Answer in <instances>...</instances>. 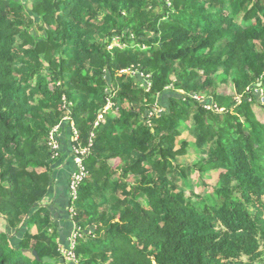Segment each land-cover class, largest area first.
<instances>
[{"label": "trees", "instance_id": "1", "mask_svg": "<svg viewBox=\"0 0 264 264\" xmlns=\"http://www.w3.org/2000/svg\"><path fill=\"white\" fill-rule=\"evenodd\" d=\"M29 1L0 0V264H66L70 225V264H264V0Z\"/></svg>", "mask_w": 264, "mask_h": 264}, {"label": "rangeland", "instance_id": "2", "mask_svg": "<svg viewBox=\"0 0 264 264\" xmlns=\"http://www.w3.org/2000/svg\"><path fill=\"white\" fill-rule=\"evenodd\" d=\"M24 1V4L26 5L27 9L28 10H31L32 7H31V2L29 0H23ZM169 1V0H167ZM38 21V20H37ZM40 26V25H39ZM36 27L35 29L39 32V33H43V30L40 27ZM117 44H119L118 41H116ZM222 81V80H221ZM220 94H224V95H229V96H232V97H235V92H234V89L232 86L230 85H226L225 82L222 81L221 83V87L220 89L218 90ZM257 91V90H256ZM262 92H260V97H261V94ZM177 93H175L172 88H168L166 93H165V102L163 103H166V100L167 98H170L171 96H174L176 95ZM203 98H200V102L201 103H204L206 100H205V97L204 96H201ZM161 103V101H160ZM167 105V103H166ZM156 110L158 111V113H161L162 111H164L165 109H163V106L159 103H157L156 105ZM222 112L224 110H221ZM254 111H255V115L257 116V118L262 122L264 123V105H255L254 106ZM182 141H188L190 143H194L196 141V136H195V133H194V129H191V128H188V130H186L184 133H182V135L178 138V147H180ZM201 157H203V155L201 154V152L194 146L190 147L189 148V151L188 153L183 156V157H180V164H184L185 166H191V165H195L196 163H198L201 159ZM118 163V161H112V164H116ZM219 174L220 172H217V171H211L207 174H201L200 172H198L197 170H194L190 176V188L188 189L187 193L190 194L191 190H193L197 195L199 194H202L204 191H212L216 185L218 184L219 182ZM182 182V181H180ZM79 197V196H78ZM78 197L76 200H74L73 202H71V206L69 207V213L71 215V218H72V214L73 216L75 215V204L78 200ZM48 202V201H47ZM47 205V204H46ZM30 231H33L34 226H30ZM72 238V237H71ZM30 244H28L27 246H29ZM77 245L76 241H75V244H74V248L75 246ZM74 248H73V254L74 256H71V251L70 250H66L64 252V256L66 257V264H70L69 262H73L74 261H77V258H76V255L74 253ZM69 257H71L72 259H70ZM70 259V260H69ZM68 261V262H67ZM77 263V262H75ZM257 264H263V262H258Z\"/></svg>", "mask_w": 264, "mask_h": 264}, {"label": "built area", "instance_id": "3", "mask_svg": "<svg viewBox=\"0 0 264 264\" xmlns=\"http://www.w3.org/2000/svg\"><path fill=\"white\" fill-rule=\"evenodd\" d=\"M102 119V116H99L98 121L96 122L95 126H98L100 121ZM69 118L68 116H65L64 121H68ZM71 123V129L73 132V140L74 141H78L80 138L79 132L75 127L74 122H70ZM59 131V127H56L55 129H53V131L51 132L50 135V139H51V143L50 145L52 146V148L54 150H58L60 149V145L58 140H56V136L58 134ZM91 141L90 144L88 146H83L82 144H79L77 146H74L72 148L73 150V154L75 155L74 161H75V165H76V171L71 175L70 177V184H69V190H70V202H73L74 200L77 199L78 195H79V188L81 186V184L83 183V181L85 180L86 176H87V172L85 170V166L83 164L84 159H86L88 157V155L90 154V147H91ZM73 217V215H72ZM79 229L74 228L73 234H72V238L70 239V248L69 250L71 251V256H74L73 254V248H74V244L76 241V238L78 237L79 233ZM70 259H72L71 257H69ZM69 259V260H70ZM73 260V259H72ZM73 262H76L73 260Z\"/></svg>", "mask_w": 264, "mask_h": 264}, {"label": "crops", "instance_id": "4", "mask_svg": "<svg viewBox=\"0 0 264 264\" xmlns=\"http://www.w3.org/2000/svg\"><path fill=\"white\" fill-rule=\"evenodd\" d=\"M62 145V144H61ZM63 166H60V168H62ZM71 171H73L74 172V170H71ZM67 172L69 173V176L71 177V175H72V173L71 172H69L68 171V169H67ZM70 177H69V180H70ZM55 191H56V188H55V190H53L52 192H51V194H50V196L48 197V199H46V201H45V203L47 204V205H53V204H55L54 203V199H55V195H56V193H55ZM48 201V202H47ZM60 206V205H59ZM59 206H56V207H59ZM69 207H70V202L68 203V205H67V207H66V211L69 213ZM68 213H67V215H68ZM57 214V213H56ZM70 214V213H69ZM71 216V215H70ZM69 215H68V217L69 218H71ZM54 219V218H53ZM60 218H55V220H53V221H55V222H57V224H60ZM71 220V219H70ZM61 222H62V220H61ZM72 222V221H71ZM61 225V224H60ZM35 229H33V231H30L32 234H35V233H37V229H36V227H34ZM74 226L73 225H70V228H69V232H70V234H69V237L67 238V240H69V243H70V239H71V237H72V235L71 234H73V231H74ZM31 229V228H30ZM54 230H55V227L53 226V227H51V229H50V234H54L55 232H54ZM59 237V236H58ZM61 241V238L59 237L58 238V242H60Z\"/></svg>", "mask_w": 264, "mask_h": 264}, {"label": "clouds", "instance_id": "5", "mask_svg": "<svg viewBox=\"0 0 264 264\" xmlns=\"http://www.w3.org/2000/svg\"><path fill=\"white\" fill-rule=\"evenodd\" d=\"M195 98H196V96H194ZM200 98H203V97H200ZM261 98H262V96H261ZM199 101H200V99H199V97L197 98ZM213 107H215L214 105H212ZM210 108V106L208 107V109Z\"/></svg>", "mask_w": 264, "mask_h": 264}, {"label": "water", "instance_id": "6", "mask_svg": "<svg viewBox=\"0 0 264 264\" xmlns=\"http://www.w3.org/2000/svg\"><path fill=\"white\" fill-rule=\"evenodd\" d=\"M260 86V85H259ZM37 255V252H34Z\"/></svg>", "mask_w": 264, "mask_h": 264}]
</instances>
